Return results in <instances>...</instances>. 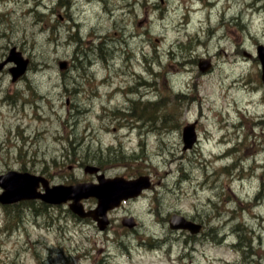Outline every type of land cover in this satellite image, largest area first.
I'll return each mask as SVG.
<instances>
[{
	"label": "rangeland",
	"instance_id": "rangeland-1",
	"mask_svg": "<svg viewBox=\"0 0 264 264\" xmlns=\"http://www.w3.org/2000/svg\"><path fill=\"white\" fill-rule=\"evenodd\" d=\"M211 1L0 0V62L30 61L0 73V175L96 183L93 164L152 185L103 231L65 205L0 208V264H264V0Z\"/></svg>",
	"mask_w": 264,
	"mask_h": 264
},
{
	"label": "water",
	"instance_id": "water-1",
	"mask_svg": "<svg viewBox=\"0 0 264 264\" xmlns=\"http://www.w3.org/2000/svg\"><path fill=\"white\" fill-rule=\"evenodd\" d=\"M258 51L263 68L262 81L264 84V48L260 47ZM10 61L17 65L12 69L13 71L11 70L13 81H15L25 72L28 60L21 58L20 54L16 53L15 49H12L6 61L0 63V71L4 65ZM60 68L64 69L65 64L60 63ZM200 69L203 71L205 70L201 65ZM193 128V125H188L184 129V149L191 148L196 141ZM6 179H11L10 181L12 183H18V185H15L14 187L11 184L7 185L5 184ZM39 181L40 179L38 177L14 172L7 174L5 177H1L0 186L5 191L0 195V202L3 204H10L20 200L42 198L48 203L59 204L67 200H73V203L70 205L71 210L81 218H93L98 222V226L101 230H103L108 224L106 217L107 211L119 206L124 200L138 196L143 189L149 188L146 178H139L138 180L130 182L117 178L111 181V184L109 185H103L100 187L87 186L86 188L84 185L68 188L57 187L58 190H53L46 195H42L36 193V187ZM89 197H95L98 200V206L94 211L85 212L81 200ZM169 224L172 230H188L191 233H196L199 230V226H195L190 221L177 215L170 218ZM123 225L131 228L133 226V219L129 218L123 221Z\"/></svg>",
	"mask_w": 264,
	"mask_h": 264
},
{
	"label": "trees",
	"instance_id": "trees-1",
	"mask_svg": "<svg viewBox=\"0 0 264 264\" xmlns=\"http://www.w3.org/2000/svg\"><path fill=\"white\" fill-rule=\"evenodd\" d=\"M97 160L99 161V163H100L101 165H103V162L105 161L102 157H99ZM85 162H86V161H85Z\"/></svg>",
	"mask_w": 264,
	"mask_h": 264
},
{
	"label": "bare ground",
	"instance_id": "bare-ground-1",
	"mask_svg": "<svg viewBox=\"0 0 264 264\" xmlns=\"http://www.w3.org/2000/svg\"><path fill=\"white\" fill-rule=\"evenodd\" d=\"M218 1L217 0H212L211 5H215Z\"/></svg>",
	"mask_w": 264,
	"mask_h": 264
}]
</instances>
